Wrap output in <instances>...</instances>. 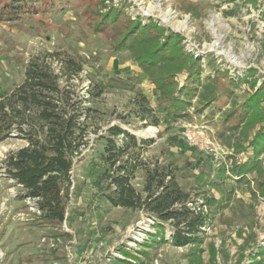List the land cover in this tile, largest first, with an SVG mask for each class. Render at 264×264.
<instances>
[{"label":"rangeland","instance_id":"1","mask_svg":"<svg viewBox=\"0 0 264 264\" xmlns=\"http://www.w3.org/2000/svg\"><path fill=\"white\" fill-rule=\"evenodd\" d=\"M112 8L177 34L186 52L199 60L213 55L231 78L219 75V100L199 113L193 100L188 118L166 117L155 86L131 54L114 50L94 30L96 12ZM47 53L83 65L71 83L86 98L83 105L92 108L87 145L74 163L65 221L53 224L40 218L33 201L16 199L19 190L2 167L6 154L26 141L16 136L0 141V264H113L115 258L123 264H264V196L251 189L255 171L248 173L251 186L237 181V165L245 155L225 138L239 133L224 127L235 100L239 107L249 95L251 86L239 83V77L253 73L248 80H256L255 91L264 83V0H38L16 20H0V94L23 81L31 58ZM95 84H105V91L90 99L88 89ZM138 92L149 99L158 125L137 113ZM114 124L154 140L139 156L145 164L132 180L138 191L149 171L170 163L179 168V183L193 194L203 189L197 184L200 176L213 177L225 169L223 185L210 187L207 194L229 198V203L224 210L205 207L212 219L198 246H174L168 226V241L151 243L150 235L160 236L149 215L101 198L106 182L94 167H101L98 137ZM260 159L264 180V154ZM121 250L132 255L123 256Z\"/></svg>","mask_w":264,"mask_h":264},{"label":"trees","instance_id":"2","mask_svg":"<svg viewBox=\"0 0 264 264\" xmlns=\"http://www.w3.org/2000/svg\"><path fill=\"white\" fill-rule=\"evenodd\" d=\"M36 1L0 0V20H16ZM94 30L103 34L114 50L131 54L155 86L162 103L158 107L166 117L188 118L193 100L198 102L196 111H203L219 100V75L225 73L231 80L230 72L228 75L220 68L213 55L205 61L191 56L182 47L180 36L166 32L155 22L143 24L112 8L96 12ZM56 62L58 69L54 67ZM82 71V63L73 57L38 55L25 65L23 81L0 94V141L10 136L26 141L24 146L6 154L2 162L5 176L19 190L16 199L33 201L40 218L53 224L65 221L74 163L87 145L92 108L83 105L86 98L80 97L71 83ZM250 76L253 73L239 77V83L251 86L247 99L239 107L235 100L225 117V130L239 134L225 138L236 153L245 155L237 165V181L251 186L248 173L255 171L257 177L251 189L264 196L260 159L264 154V83L255 91L256 80H248ZM230 84L241 86L236 81ZM104 85L90 87V99L102 95ZM136 104L143 119L159 124L145 95L138 92ZM98 140L103 144L101 167H94L100 180L106 182L101 198L115 207L149 215L160 236L158 239L157 235H150L151 243L168 241V226L174 246H198L203 240V228L212 219L205 207L224 210L229 203V198L218 200L207 194L210 187L223 185L228 177L225 169L219 168L213 177L200 176L197 184L203 189L193 194L179 183V168L170 163L172 166L166 169L149 171L144 188L138 191L132 180L145 164L139 156L154 140L139 138L118 124L109 125ZM121 253L132 255L126 250ZM112 263L123 264V260L115 258Z\"/></svg>","mask_w":264,"mask_h":264}]
</instances>
